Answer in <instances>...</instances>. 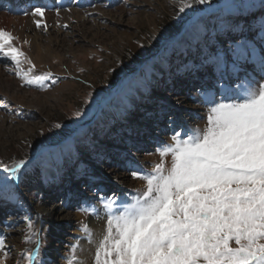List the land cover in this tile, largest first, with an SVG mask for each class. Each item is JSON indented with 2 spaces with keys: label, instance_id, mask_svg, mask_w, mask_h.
I'll list each match as a JSON object with an SVG mask.
<instances>
[{
  "label": "rangeland",
  "instance_id": "374dc122",
  "mask_svg": "<svg viewBox=\"0 0 264 264\" xmlns=\"http://www.w3.org/2000/svg\"><path fill=\"white\" fill-rule=\"evenodd\" d=\"M88 3L51 10L79 15L68 23L39 20L38 28L37 20L30 19L22 34L8 31L26 58H21V75L51 74L43 88L26 85L0 53V105H7L0 107V165L25 161L15 176L0 167V199L11 201V209L0 211V238L6 239L9 253L5 264H27L23 257L37 239L36 264H66L73 245L76 264H93L98 243L81 231L93 209L87 199L102 204L114 198L117 213L145 190V182L132 173L151 172L161 163L158 148L171 144L176 133L186 139L202 131L215 104L231 103L264 84V0ZM185 3L190 7L180 12ZM6 8L0 5V14ZM32 12L6 13L28 20ZM24 22L11 23L10 28L17 31ZM32 36L40 39L37 49ZM150 123L154 130L143 137ZM163 163L170 167L171 156ZM113 171L121 173L124 182L115 180ZM104 173L116 184L91 187ZM59 178L63 186L76 189L88 184L82 185V193L66 189L80 197V204L63 203L61 192L50 195ZM57 206L64 213L79 212L80 219L58 229L44 225L39 214ZM79 206L88 212L78 211ZM98 220L101 239L107 219ZM50 236L59 240L56 250H51ZM81 237L92 245L86 259L80 254ZM17 243L25 246L19 253Z\"/></svg>",
  "mask_w": 264,
  "mask_h": 264
},
{
  "label": "snow or ice",
  "instance_id": "6c2138e0",
  "mask_svg": "<svg viewBox=\"0 0 264 264\" xmlns=\"http://www.w3.org/2000/svg\"><path fill=\"white\" fill-rule=\"evenodd\" d=\"M186 7L190 5L179 11ZM32 15L42 19L45 10L36 7ZM36 25L41 27L39 21ZM14 40L0 29V53L26 85L43 88L51 74L21 75L25 57ZM171 139L157 149L161 163L151 172L132 173L145 182L132 203L114 214L117 201H103L108 217L93 264H264V84L246 90L238 100L211 107L202 131L186 139L176 133ZM166 156H171L168 168ZM24 163L0 167L15 176ZM27 227L33 229L30 222ZM81 231L91 236L86 224ZM35 243V250L23 257L27 264H36L40 242ZM75 248L66 264H76ZM0 253V264H5V238H0Z\"/></svg>",
  "mask_w": 264,
  "mask_h": 264
},
{
  "label": "bare ground",
  "instance_id": "6f19581e",
  "mask_svg": "<svg viewBox=\"0 0 264 264\" xmlns=\"http://www.w3.org/2000/svg\"><path fill=\"white\" fill-rule=\"evenodd\" d=\"M18 6H20V5H18ZM17 6V7H18ZM61 6V5H60ZM18 10L20 11V14H22V15H25V14H27V13H29L30 12V8H27L26 6H20V8L18 7ZM45 10V9H44ZM33 11H35V9L33 10ZM53 14V15H52ZM31 16V15H30ZM19 17V16H18ZM23 17V16H22ZM29 17V16H28ZM79 17V15L78 14H76V13H72V12H69V11H62L61 10V12L60 13H52L51 11H49V10H45V16L41 19L40 17H29V19L28 20H26V18H18L17 19V17H16V19H15V17H12V16H10V15H7V13L6 12H3V13H1L0 14V29H3V30H6V31H11V32H13L14 34H22V32H24V30L27 28L28 29V26L30 27V24H29V20L30 19H32V22L33 21H35V20H37V21H39V20H43V22H44V20L45 21H49V23H52V21H53V23H55V24H60V23H62V22H67L68 23V21H70V19L71 18H78ZM39 18V19H38ZM15 19V23H13L14 20ZM23 19V20H22ZM13 21V22H12ZM23 21H25L24 22V24L22 23V25L20 26V27H17V31H16V28H15V30H14V28H10L11 27V23H13L14 25H20V23L21 22H23ZM31 23V22H30ZM35 23V22H34ZM15 27V26H14ZM10 29V30H9ZM32 38H33V36H32ZM36 40H40V39H38V37L36 38H33V48L34 49H37L36 47H35V44H36ZM47 40V39H46ZM44 54H45V51L43 52ZM46 53H47V51H46ZM263 57V56H262ZM257 58V57H256ZM258 61V60H257ZM254 66H258V62H255L254 64H253ZM254 68V67H253ZM1 74V73H0ZM260 74V73H259ZM258 74V75H259ZM1 77V76H0ZM1 79V78H0ZM255 79H257V78H255ZM9 80V78H6L5 79V82L6 81H8ZM251 80V79H250ZM0 82H2L3 83V81L2 80H0ZM9 83H10V81H8ZM1 84V83H0ZM3 85V84H2ZM8 88V87H7ZM17 96V95H16ZM18 98H21L22 100L24 99V96H18ZM37 99V98H36ZM148 106L149 107H151L149 104H148ZM149 107H147V108H142V109H149ZM155 122V121H154ZM197 124H198V121H197ZM133 125H135L134 123H133ZM152 123H150V126H151V128H150V130H147V129H144V134H143V137H145V135H149V134H151L152 133V131L154 130V129H152ZM158 125V124H157ZM156 125V126H157ZM156 126H155V128H156ZM198 126H200V125H198ZM122 151V150H121ZM112 164H110V166H111ZM109 166V165H108ZM107 166V167H108ZM116 171H113L112 173H114V175H113V178L115 179V180H117V179H119V180H121L122 182H124L123 180L125 179V177L121 174V173H118V172H116ZM104 177L106 178V181H105V178H104V185L106 186V184H108V182H110L111 184V186H113V183H115V182H113L112 183V180L111 181H108L109 179H107L108 177H109V173H104ZM60 179V178H59ZM56 181H58L57 179L55 180V182ZM60 181V180H59ZM103 180H100V182H102ZM62 183V181H60L58 184L60 185ZM116 184V183H115ZM84 186V185H83ZM117 186H119L118 184L116 185V187ZM69 188H71V187H69ZM61 189H63L62 187L59 189L58 188V186L56 187V188H54V190H53V194L54 193H56V192H54V191H59V190H61ZM43 194H47V193H43ZM53 194H50V195H53ZM3 203L5 202L4 201V199H2L1 200ZM5 204V203H4ZM99 205V203H97V204H95L94 205V207H95V211H93L92 213H91V215H90V217L86 220V223H87V225L90 227V229H91V239H93V242H95V243H98L99 242V240H100V237H101V235H102V233H100L101 232V229H102V227H101V224H102V221H100V220H98V219H101V220H105V219H107V217L106 216H104V214H105V208H104V204L102 203V204H100V206H98ZM122 207V206H121ZM101 211V214H100V216L98 217V213ZM46 213V212H45ZM40 216H41V218L40 219H42V220H45V222H44V225L45 224H49L50 226H51V228H62V227H65V226H67L68 224H70L73 220H79L80 219V217H81V215L79 214V212H77V214L76 213H74V214H70V213H64V211H63V209H62V207H59V206H57L56 208H55V210L54 211H48L46 214H43V213H41V214H39ZM37 217H39V216H37ZM37 221H39V219L37 220ZM105 222V221H104ZM2 223V222H1ZM41 223V222H40ZM107 223V222H106ZM41 224H43V223H41ZM2 225H3V223H2ZM47 226V225H46ZM105 232V231H104ZM1 234V233H0ZM57 236V235H56ZM55 236H50L49 237V242H50V247L52 248L51 250H56V248H58L59 246L57 245V244H54V243H57V242H59V240L58 239H56V237L54 238ZM82 238V237H81ZM81 241H80V254H82V256H83V258H87V256L89 255L88 253H89V250H90V248L92 247V245L90 244V245H86L85 243H83V241H84V239L82 238V239H80ZM98 240V241H97ZM92 241V240H91ZM86 242V241H85ZM95 245V244H94ZM94 245H93V247H94ZM16 251H18L17 253H19L20 251H22V250H24L25 249V246L24 245H22V243H20V244H16ZM58 251V250H57ZM49 255H50V253H49ZM52 258V257H51Z\"/></svg>",
  "mask_w": 264,
  "mask_h": 264
}]
</instances>
